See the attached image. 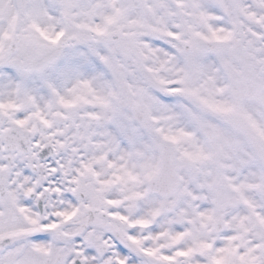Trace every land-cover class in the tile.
Segmentation results:
<instances>
[{"label": "snow or ice", "instance_id": "obj_1", "mask_svg": "<svg viewBox=\"0 0 264 264\" xmlns=\"http://www.w3.org/2000/svg\"><path fill=\"white\" fill-rule=\"evenodd\" d=\"M0 264H264V0H0Z\"/></svg>", "mask_w": 264, "mask_h": 264}]
</instances>
